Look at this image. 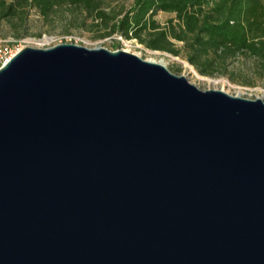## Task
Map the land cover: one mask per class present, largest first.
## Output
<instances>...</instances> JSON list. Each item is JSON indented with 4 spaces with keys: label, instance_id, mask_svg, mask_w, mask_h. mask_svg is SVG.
<instances>
[{
    "label": "water",
    "instance_id": "1",
    "mask_svg": "<svg viewBox=\"0 0 264 264\" xmlns=\"http://www.w3.org/2000/svg\"><path fill=\"white\" fill-rule=\"evenodd\" d=\"M0 264H264V101L25 47L0 69Z\"/></svg>",
    "mask_w": 264,
    "mask_h": 264
},
{
    "label": "trees",
    "instance_id": "2",
    "mask_svg": "<svg viewBox=\"0 0 264 264\" xmlns=\"http://www.w3.org/2000/svg\"><path fill=\"white\" fill-rule=\"evenodd\" d=\"M103 0H0L2 18H19L36 9L48 17L58 8H82L102 28L100 37L120 35L146 49L184 56L201 76L228 75L231 61L256 59L264 79V0H136L122 14H108ZM172 14L166 25L156 17ZM20 36V35H19ZM17 35V37H19ZM181 44V47H178Z\"/></svg>",
    "mask_w": 264,
    "mask_h": 264
},
{
    "label": "rangeland",
    "instance_id": "3",
    "mask_svg": "<svg viewBox=\"0 0 264 264\" xmlns=\"http://www.w3.org/2000/svg\"><path fill=\"white\" fill-rule=\"evenodd\" d=\"M135 1L103 0L102 7L108 14L120 15L128 12ZM174 18V15L166 13H159L156 17L161 25H166ZM94 23V17L82 8L64 6L48 17H43L33 8L28 12L24 26L19 25L18 17L10 19L2 18L0 15V40L5 43L22 42L26 47L39 49L74 44L88 49L126 51L147 61L164 63L171 73L186 77L202 91H223L234 97L264 101V79L259 76V63L256 59L241 57L231 61L228 75L201 76L183 55L175 57L168 53L151 51L137 40H126L120 35L102 38L100 35L104 30L96 27ZM181 46L178 44V47Z\"/></svg>",
    "mask_w": 264,
    "mask_h": 264
},
{
    "label": "built area",
    "instance_id": "4",
    "mask_svg": "<svg viewBox=\"0 0 264 264\" xmlns=\"http://www.w3.org/2000/svg\"><path fill=\"white\" fill-rule=\"evenodd\" d=\"M25 47L22 42L5 43L0 40V69Z\"/></svg>",
    "mask_w": 264,
    "mask_h": 264
},
{
    "label": "bare ground",
    "instance_id": "5",
    "mask_svg": "<svg viewBox=\"0 0 264 264\" xmlns=\"http://www.w3.org/2000/svg\"><path fill=\"white\" fill-rule=\"evenodd\" d=\"M160 64H162V65H164V66H165V64H164V63H160ZM200 78H201V77H200ZM201 79H204V80H205L206 78H201Z\"/></svg>",
    "mask_w": 264,
    "mask_h": 264
}]
</instances>
